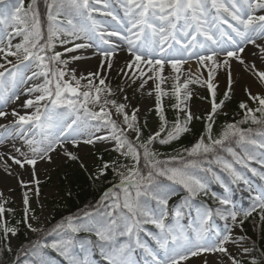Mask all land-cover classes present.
<instances>
[{
  "label": "snow or ice",
  "instance_id": "obj_1",
  "mask_svg": "<svg viewBox=\"0 0 264 264\" xmlns=\"http://www.w3.org/2000/svg\"><path fill=\"white\" fill-rule=\"evenodd\" d=\"M43 2L44 13L39 0H0V118H15L10 124L0 125L5 130L0 134V146L5 149L0 151V170L6 176L16 175L25 189L23 223L33 233L45 230L29 223L38 220L29 193L39 198L37 165L52 164L53 153L77 161L79 156L67 145L78 149L81 144L93 148L98 142L111 144L117 158L98 157L101 163L93 178L99 180L111 171L119 181L98 204L97 213L101 207L104 213L85 211L82 217H68L66 224H58L48 233H55L56 239H38L20 250L31 258L24 264H56L49 257V249L67 264H97L92 258L94 250L98 251L100 264H210L207 255L215 257L217 264H264V251L257 258L255 242L236 231L242 232L244 222L257 210L264 222V183L254 184L218 154L227 152L236 165L264 181V170L251 167L255 162L264 169V67L246 63L242 55L251 45L257 50L253 55L264 65V0ZM96 14L114 23L102 21ZM113 37L121 43L118 45ZM58 45L63 51L57 50ZM125 46L131 59L119 75L128 81V88L135 85L141 95L155 93L160 128L146 139L142 136L147 121L141 126L140 108H130L125 87L114 90L105 75L113 69L118 49L124 50ZM88 49H95L93 55L98 53L102 59L96 71L77 75L69 65L86 58L76 53ZM233 60L252 82L242 86L247 97L239 104L242 118L225 123L214 137L215 117L239 86ZM193 61L197 73L192 72ZM166 65L172 70L171 77L164 75ZM185 65L189 67L185 69ZM205 70L207 78L202 79ZM185 71L188 75L182 80ZM220 72L226 78V91L217 101ZM41 78L42 83H34ZM169 79L173 81L171 89H165L163 85ZM150 81L152 86L146 87ZM191 84L206 86L211 93L206 136L181 153L161 159L162 154L152 147L154 142L169 144L190 131L188 125L194 118L201 119L193 116L187 104L193 95ZM19 86L27 87L21 93L17 92ZM35 93L39 94L23 105L34 108L32 113L4 111L20 95ZM166 96L175 100L171 107L177 112L170 130L163 105ZM130 133L135 134L134 139ZM9 140L13 141L10 151L5 143ZM15 141L21 142L19 146ZM209 156L223 165L232 184L242 182L246 186L251 193L249 207L238 206L229 184L212 167L205 166L212 163ZM13 166L29 169L31 179H21ZM210 179L225 192L222 196L211 192L216 208L198 199L209 196ZM8 203L0 192V255L12 252L9 235L18 232L4 219L6 213L14 212L6 207ZM216 218L224 221L222 228L216 225Z\"/></svg>",
  "mask_w": 264,
  "mask_h": 264
},
{
  "label": "rangeland",
  "instance_id": "obj_2",
  "mask_svg": "<svg viewBox=\"0 0 264 264\" xmlns=\"http://www.w3.org/2000/svg\"><path fill=\"white\" fill-rule=\"evenodd\" d=\"M121 15H122V13H121ZM96 16L98 19H101L102 21L107 20L108 23H114V22L110 21V18L101 17V16H99V14ZM112 40L114 42H116L118 45L121 43V42H119L118 38H116V37H113ZM105 47H107V46H105ZM250 49H248L246 51H249ZM57 50L63 51V49L60 46L57 47ZM88 50H90L92 52H96L95 49H88ZM256 51L257 50L253 48L249 52L243 53L242 55L245 59V62L246 63L255 62L258 68L264 67V65L261 64L260 60H258L257 57L255 55H253V53ZM84 53H85V51L81 50V51L77 52L76 54L83 56ZM67 55L68 54H66L65 58H67ZM190 65H191L192 72L197 73L198 70H197L195 62L194 61L190 62ZM232 66H233V70L236 74V79L239 82V86L235 87V90L232 93V95H234L235 97H238L242 100H246L247 97L244 95V93L242 91V86H244L248 83H251L252 78L247 73L244 72L243 67L237 61L233 60ZM69 67L74 68L73 66H71V64L69 65ZM188 67H189V65L184 66L185 69H187ZM105 75L107 76L108 82H110V84L114 90H117V86L125 87L126 94L129 96V99L131 100L130 108L131 107H139L140 108V113L138 114V118L141 117L142 115L146 114L149 110L155 108V93L154 92H153L152 96L147 95V92H145L143 95H141L139 92H136V90H135L136 86L135 85H133L131 88H128L127 87L128 81L123 79L119 75V72H110V73L106 72ZM172 75H173V73L171 71L166 75V77H171ZM187 75H188V73L185 71L183 73L181 79L183 80L184 77H186ZM206 78H207V72L205 70L203 73L202 79H206ZM172 82L173 81L171 79H169L167 81V83L165 85H163V87H165V89H171ZM34 83H37V84L42 83V78H41V80L35 81ZM138 83H139V81H137V84ZM216 83L218 84V87L216 89V95L224 93L226 91V78H225V75L223 72H220L217 75ZM151 86H152V82L150 81L149 85L146 87L150 88ZM25 87H27V86H19L17 88V92L22 93L21 90L24 89ZM189 88L191 89L193 95H192L191 100L187 101V104L191 108L193 116L207 115L208 112H210V110H211V103H210L211 98H212L211 93L209 92V90L207 89L206 86H201L200 84H191V85H189ZM38 94L39 93H35L32 95H20V98L18 100H13L9 103H12V102L13 103H19V105L21 106V109L18 112L19 114H21V115L30 114L34 111V108L24 107L23 106L24 101L27 99H31V98H33L34 95H38ZM173 103H175V100L171 96H166L163 98L164 108L170 109L171 105ZM5 108H7V106ZM5 108H4V110H5ZM223 113H226L225 109L223 110ZM180 115H183V114H180ZM14 119L15 118L12 116H8L5 119L0 118V125L10 124ZM148 122H149L148 130H149L150 134H152L155 131H158V126L156 125V123L152 119H149ZM4 131H5L4 128H0V134L4 133ZM9 141H6L5 143L9 144ZM15 143H17V145L19 146V144L21 142L15 141ZM67 147H69V149L71 151L75 152L79 156V162L82 163L84 165V167H87L90 169L96 168L95 160L93 159V154L96 151L113 152L111 144L101 143V142H98L94 148L91 146H88V145H83V144H81L78 149L72 148L70 145H67ZM154 147H155V145H154ZM114 154L117 156L116 152H114ZM53 161L54 162L52 164H45L44 162H39L37 165L38 178L41 181V184L39 185V187H40L39 198H37L31 192L29 193L31 209L33 210L34 214L38 217L37 221L29 220V223H32L34 227H39L42 229L47 225V223L49 222V220L52 216V211H51V208L49 206L50 202L55 201V200H59L61 198L62 194L65 192V187H63L60 178H61V175L64 174V168L67 165V163L69 162V159L66 156H64L62 153L61 154L53 153ZM228 161L232 162L234 164V167L237 168V170L242 171L241 168L238 167L232 159L228 160ZM13 168L15 169L16 172H19L20 174H22V172L27 173L25 179H23V180L27 181V180L31 179L29 169L26 168L25 170H20L16 166H13ZM256 168H257V170H262V169H259L258 167H256ZM4 177H5V179L3 180V184L2 185L0 184V192H3L4 196L8 198L9 203L6 205V207H10V208L14 209V212L22 215L24 218V213H23V207L24 206H23L22 198H23V192L25 191V189L20 187L16 175L6 176L4 174ZM257 178L259 179L258 176H257ZM248 179L250 181H252L254 184H258L252 178L249 177ZM260 182L264 183V181H260ZM33 187H34V185H33ZM10 189H11V191H10ZM222 195H225V192ZM250 195H251V193H250ZM106 203L110 204L111 201H107ZM257 211H259V210H257ZM104 212H105V210L101 209L100 211H98V213L96 211L94 213H96L98 215L99 213H104ZM66 223H67V219H65L63 224H66ZM215 223L217 226L222 228L224 221H221V220H220V222L215 221ZM28 231H29L30 235H34V234L38 233V232L33 233L29 229H28ZM236 231H237V229H236ZM81 234H84V233H81ZM55 238H57L56 235H55ZM10 243L12 246V250L18 249L19 244L15 239H12L10 241ZM231 250L235 252V247L233 246L231 248ZM77 252H80V250L77 249ZM80 254L83 255L84 253H80ZM49 257L52 260L56 261V264H59L58 259H56L55 257H53L51 255H49ZM137 258L139 259V256ZM195 259L196 258H194V260ZM207 259L209 260L210 264H217V260L215 257H213L211 255H207Z\"/></svg>",
  "mask_w": 264,
  "mask_h": 264
},
{
  "label": "trees",
  "instance_id": "obj_3",
  "mask_svg": "<svg viewBox=\"0 0 264 264\" xmlns=\"http://www.w3.org/2000/svg\"><path fill=\"white\" fill-rule=\"evenodd\" d=\"M39 6L42 13L45 11L43 0H39ZM223 99V95L217 96V101ZM241 100L236 97L231 96V99L225 101V106L227 107L228 114L222 115L220 112L215 117V123L213 125L214 132L213 134L220 132L227 122H232L234 120H240L242 118V110L239 108ZM165 116L169 121L168 129L170 130L172 127V123L176 120L177 115L175 110L171 107V109H164ZM153 117L154 122L160 128V121L158 116L155 114V109L150 110L145 116L139 119L141 126L144 125L145 120ZM196 117V116H194ZM183 116H181V120H183ZM207 120L205 117H201V119H193L191 123L188 125L190 131L182 133L177 140L171 141L169 144L161 145L157 152L161 153V159H166L169 155H176L177 153H181L183 149L190 148L194 145L201 136H206V126ZM148 125V122H147ZM247 125H245L246 127ZM159 131V130H158ZM166 132L161 133V136L164 137ZM149 136L147 126L143 127V136L142 139H146ZM135 135L133 136V139ZM219 155H225L224 151H220ZM186 155V154H185ZM103 156L104 160H113L116 159L113 154L105 153V152H97L94 155L96 165L101 163L98 157ZM209 156L208 158H211ZM214 158V157H213ZM212 158V160H213ZM96 171L91 172L88 168L81 167L78 161H71L66 166L65 176L62 181V185L66 187V193L63 194L62 202H52L51 207L54 212V217L48 227L43 233H41V237H44L48 233L51 232L53 228L56 227L58 222L64 216L78 217L82 216L85 211H90L95 208L102 200L105 192L112 189L115 183H118L119 178L115 176L111 171L108 172L106 177H101L99 180L93 178L94 173ZM218 188H222L219 183L215 182ZM203 201L211 200V194L208 197H201ZM6 220L8 221L9 226H15L18 228L17 235L15 236L21 244L26 242V228L23 223V219L15 213H6ZM259 216L253 215L248 218L244 222V229L250 233V237L252 241L255 242L256 249L258 250L255 255L257 258L260 257V252L264 251V224L261 220H259ZM20 223H17V222ZM253 231V233H252ZM2 232H0V236H2ZM11 235H9V238ZM26 245V246H25ZM23 248H28L30 245L25 244ZM22 248V249H23ZM19 252V255H18ZM16 254L14 252H4L3 255H0V264H18L23 259V252L18 251Z\"/></svg>",
  "mask_w": 264,
  "mask_h": 264
},
{
  "label": "bare ground",
  "instance_id": "obj_4",
  "mask_svg": "<svg viewBox=\"0 0 264 264\" xmlns=\"http://www.w3.org/2000/svg\"><path fill=\"white\" fill-rule=\"evenodd\" d=\"M253 49V47L251 45H249L246 49H245V52L244 53H247L249 52L251 49ZM250 49L249 51H246ZM94 52L88 50L86 51L83 56L86 57L84 59H81L79 61H73L71 63V66H73L75 69H76V72H77V75H80V74H87L88 72H94L97 70V66L99 65L100 61H101V56L98 55V54H95L93 55ZM131 57L129 56V54L127 53L126 51V46L124 48V50H119L118 49V52L116 54V56L114 57L113 59V69L110 71V72H119V70L121 68H123L126 64V62L128 60H130ZM171 68L170 66H165V70H164V75L166 76L169 72H171ZM109 72V73H110ZM22 92L24 91V89L21 90ZM13 109H15L17 112L20 111L21 109V106L19 105V103H8L7 105V108H5L4 111L6 112H11ZM11 116V115H9ZM8 117V116H7ZM6 117V118H7ZM5 119V118H3ZM11 143H13V141H9V148L8 150L10 151L11 150ZM5 149L0 146V151H4ZM26 172H22V174H20V177L22 179H25L26 177ZM5 179L4 177V172L2 170H0V184L2 185L3 184V180Z\"/></svg>",
  "mask_w": 264,
  "mask_h": 264
}]
</instances>
